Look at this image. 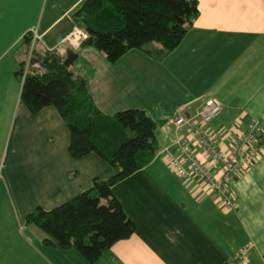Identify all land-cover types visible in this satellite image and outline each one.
Instances as JSON below:
<instances>
[{
	"label": "crops",
	"instance_id": "obj_1",
	"mask_svg": "<svg viewBox=\"0 0 264 264\" xmlns=\"http://www.w3.org/2000/svg\"><path fill=\"white\" fill-rule=\"evenodd\" d=\"M83 1L0 0V126L14 107L20 109L18 136L29 127L28 141L40 153L35 158L21 154L18 165L16 159L8 164L6 151L0 152V196L9 184L29 190V180L37 182L40 196L33 202L23 199L26 208L11 199L19 226L14 230L13 220L0 233V264H88L76 251L44 247L42 236L29 231L25 219L32 206L52 210L90 190L94 180L114 174L96 154L69 156V131L55 109L31 115L21 105L16 72L21 63L29 64L26 41L32 33L40 36L34 48L39 54L54 52L64 60L78 54L102 114L140 110L155 123L159 151L153 162L112 189L136 231L94 264H230L246 247L244 264H264V152L229 184L236 211L225 209L201 180L182 178L160 160L163 147L173 149L178 139L189 138L186 129L176 132L171 121L179 114L193 117L206 99L223 108L221 116L202 126L211 140L229 149L256 122L264 143V0H196L199 14L168 56L152 57L148 52L159 55L161 46L151 43L114 64L100 51L62 44L77 28L71 15ZM70 70L80 75L78 66ZM195 154L217 177L218 168L202 150ZM6 167L18 182L7 181Z\"/></svg>",
	"mask_w": 264,
	"mask_h": 264
},
{
	"label": "trees",
	"instance_id": "obj_2",
	"mask_svg": "<svg viewBox=\"0 0 264 264\" xmlns=\"http://www.w3.org/2000/svg\"><path fill=\"white\" fill-rule=\"evenodd\" d=\"M198 14L196 0H84L71 20L87 35L82 48L100 51L114 64L151 43L160 44V54L148 53L158 60L165 58ZM25 65L20 64L16 77L26 110L37 115L55 109L69 131V156L82 159L96 154L114 170L107 180H94L90 190L52 210L35 208L25 224L40 231L44 247L76 251L86 263L94 264L136 231L112 189L153 162L159 151L155 123L140 110L102 114L89 93L88 72L78 54L64 60L54 52L33 51L22 78ZM72 65L78 66L80 75L72 73Z\"/></svg>",
	"mask_w": 264,
	"mask_h": 264
},
{
	"label": "built area",
	"instance_id": "obj_3",
	"mask_svg": "<svg viewBox=\"0 0 264 264\" xmlns=\"http://www.w3.org/2000/svg\"><path fill=\"white\" fill-rule=\"evenodd\" d=\"M84 34L75 28L63 39L62 44L73 50L78 49L85 41ZM39 39L40 36L36 33L31 34L28 61ZM27 66L28 64L26 69ZM222 111L219 102L206 99L193 117L186 118L182 114L176 116L171 125L176 132L186 129L189 138L181 143L177 142L176 148L163 147L160 160L182 178L201 180L209 191L217 196L225 209L236 211V198L230 192L229 184L244 167L256 163L260 153L264 152V143L260 144V127L256 122L250 123L247 130L236 137L229 149L222 148L211 140L202 126L221 116ZM195 149L202 150L211 164L218 168L217 177L206 163L197 158ZM248 251V247L244 248L231 264H244L248 259Z\"/></svg>",
	"mask_w": 264,
	"mask_h": 264
},
{
	"label": "rangeland",
	"instance_id": "obj_4",
	"mask_svg": "<svg viewBox=\"0 0 264 264\" xmlns=\"http://www.w3.org/2000/svg\"><path fill=\"white\" fill-rule=\"evenodd\" d=\"M149 46L150 45L146 46L144 49L146 50L150 48ZM17 83L19 84V86H21L19 79H17ZM21 105L24 106L23 103H21ZM12 111L13 113L11 112L12 116L10 120L6 123H1V126H0V152L2 150H3V153L6 151V155L8 158V164L12 160L16 159L19 165L21 154H30L35 158L39 156L40 153L35 152V147L31 146V144L28 141V139H30L32 136L29 131V127L27 128L25 126L21 130L20 135L18 136L19 121L17 119V116L20 117L21 111L20 109H17L15 107H14V110L12 109ZM34 163H37V162H34ZM7 169H8L7 181L9 183L18 182L19 180L18 176L14 174L11 169L6 167L5 174H7ZM10 171H12L11 174H10ZM0 173H1V166H0ZM31 184H34L35 186L33 185L31 186ZM27 185H29L30 187L29 190L27 187H23L22 185L9 184L7 186V189H5L4 195L0 196V233L4 231V229L10 227L11 222L13 223V220L15 221L14 224L16 225L14 230L18 229L19 224L17 221V216L14 211L13 202L16 204L17 207L26 208V202H24L23 199H26L29 202H33V200L37 201L40 198L39 193H38L37 182L29 180L27 181ZM14 196H17L18 201L15 200ZM11 199L13 200V202ZM32 207L34 209L37 208L36 206H32ZM32 207L31 209H33ZM27 228L29 231L31 230L35 234H38L39 236H41L40 231L35 229L34 227L30 228V226H27Z\"/></svg>",
	"mask_w": 264,
	"mask_h": 264
},
{
	"label": "bare ground",
	"instance_id": "obj_5",
	"mask_svg": "<svg viewBox=\"0 0 264 264\" xmlns=\"http://www.w3.org/2000/svg\"><path fill=\"white\" fill-rule=\"evenodd\" d=\"M29 42H30V40H29ZM182 141H184V140H180V139H178L176 142H175V146H174V148H176V144H177V142H182Z\"/></svg>",
	"mask_w": 264,
	"mask_h": 264
},
{
	"label": "clouds",
	"instance_id": "obj_6",
	"mask_svg": "<svg viewBox=\"0 0 264 264\" xmlns=\"http://www.w3.org/2000/svg\"><path fill=\"white\" fill-rule=\"evenodd\" d=\"M79 29V28H78ZM79 30H81V29H79Z\"/></svg>",
	"mask_w": 264,
	"mask_h": 264
}]
</instances>
